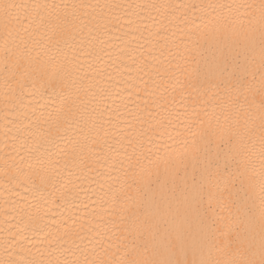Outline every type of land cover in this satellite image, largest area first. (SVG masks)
I'll list each match as a JSON object with an SVG mask.
<instances>
[{
	"label": "bare ground",
	"instance_id": "6f19581e",
	"mask_svg": "<svg viewBox=\"0 0 264 264\" xmlns=\"http://www.w3.org/2000/svg\"><path fill=\"white\" fill-rule=\"evenodd\" d=\"M37 2L48 7L37 10ZM259 2L0 0L16 5L7 17L0 7V264L83 262L95 258L100 241L108 259H131L125 224L133 223L161 250L139 259L168 258L169 250L172 259H183L185 249L188 260L211 264L246 258L247 249L260 258L259 119L234 149L249 159L250 198L241 205L226 197L209 209L205 193L203 204L193 203L194 143L245 124L230 99L234 92L193 88L187 72L203 63L198 53L234 55L246 35H255L254 76L246 77L258 90L259 9L246 5ZM53 72L70 111L49 137L45 121H56L60 105L45 88ZM41 154L51 160L48 203L34 194ZM200 172L202 165L198 181ZM203 182L223 189L207 173ZM228 228L232 244L217 231ZM236 241L244 245L240 251Z\"/></svg>",
	"mask_w": 264,
	"mask_h": 264
},
{
	"label": "snow or ice",
	"instance_id": "6c2138e0",
	"mask_svg": "<svg viewBox=\"0 0 264 264\" xmlns=\"http://www.w3.org/2000/svg\"><path fill=\"white\" fill-rule=\"evenodd\" d=\"M13 4H2L0 7L4 9L5 16L7 17L8 11L15 7ZM211 6V5H209ZM37 10L45 9L47 5H41L39 2L33 6ZM220 7H223L221 5ZM248 8L259 9V46H260V66L261 72V83L257 90L253 83L246 77L247 73H252L254 66V59L251 57V52L254 50L256 43L255 35L245 37V43L242 48L235 51L233 55L232 51L224 52L221 51L219 54L213 53L211 57L201 55L203 63H197L195 66L187 70L188 77L190 78V86L193 88L200 89H226L229 93H235V96L230 95L232 103L235 105L239 115L244 118L245 128L243 131L232 130L231 128L222 131L218 139H212L209 135L200 144L194 143L192 151L188 154V159L193 164V183L191 189V199L195 203L198 199L200 204L204 202V195L207 193L208 208L211 209L213 203L225 204L226 197H236L235 201L229 200L231 203H239L244 205L250 198L252 185L250 178L247 176V168L249 166V159L246 155L237 157L234 151L235 146L242 142L245 135L250 134L254 129L250 127V124H254L256 119H259V130H260V143H261V203L264 205V0H260L258 5L248 4ZM40 15V12H37ZM43 21L44 16H40ZM5 26L8 27V20L5 21ZM250 32L255 31L254 28L249 29ZM194 44L196 42H193ZM243 56V63L238 59ZM193 59H195L193 57ZM46 90H50L55 96L60 97V105L56 108V121L49 122V128L45 131L48 136H51L52 129H58L59 119L65 111H70L67 108V97L64 93L63 84L57 77L56 73L53 72L48 75L47 83L45 85ZM257 95L259 96V102L257 103ZM51 139H46L44 143H51ZM36 151L39 153L40 149ZM36 176L39 179V183L34 186V194L39 198L48 203V197L51 193L48 192L49 182V165L51 160L46 162L43 155H38ZM202 165L201 175L202 179L198 181L196 174L198 173L199 167ZM207 173L209 177H217L223 184V189L219 192L212 190L211 182H203V174ZM135 181V176H132ZM131 186V185H130ZM51 203L55 205V201ZM264 217V209L261 213ZM125 218L121 216V220ZM215 223V221H213ZM220 236L224 238V242L228 244L234 243L231 240V229L221 231L217 229ZM125 232L132 235L130 254L133 256L131 259H121L113 261L108 259L109 249L104 247L103 241H100L99 251L93 249L94 259H85L83 262L74 261L73 264H211L208 261H196L188 260L187 249L184 250L185 258L179 257L172 259L173 254L171 250L168 252V258H153V259H139L138 256H143L149 251L153 257L161 255V250L156 246L152 239L143 238V227L139 224L133 223L131 227L125 224ZM127 239V236L125 237ZM237 251L243 249L244 245L240 241L235 242ZM174 247V246H173ZM248 255L246 258H240L232 260L229 264H264V242L261 244L260 258L255 259V253L251 249H247ZM6 264H15V261H8ZM59 264V262H57Z\"/></svg>",
	"mask_w": 264,
	"mask_h": 264
}]
</instances>
